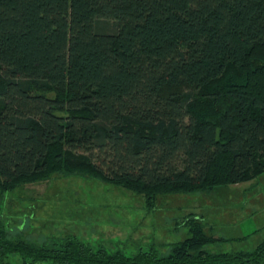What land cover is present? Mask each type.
Segmentation results:
<instances>
[{"label": "trees", "instance_id": "trees-1", "mask_svg": "<svg viewBox=\"0 0 264 264\" xmlns=\"http://www.w3.org/2000/svg\"><path fill=\"white\" fill-rule=\"evenodd\" d=\"M264 173V0H0V264H264L188 215L184 240L127 255L12 234L7 194L82 175L145 198ZM249 235L237 239L248 238Z\"/></svg>", "mask_w": 264, "mask_h": 264}, {"label": "rangeland", "instance_id": "rangeland-1", "mask_svg": "<svg viewBox=\"0 0 264 264\" xmlns=\"http://www.w3.org/2000/svg\"><path fill=\"white\" fill-rule=\"evenodd\" d=\"M2 214L12 234L23 233L32 242L72 234L94 247H120L127 255L152 245L166 253L167 244L189 236L183 222L192 214L203 219L208 234L236 239L208 250H252L264 239V173L210 193L160 196L154 210L142 195L122 187L82 175H55L7 194ZM8 261L23 264L18 254Z\"/></svg>", "mask_w": 264, "mask_h": 264}]
</instances>
